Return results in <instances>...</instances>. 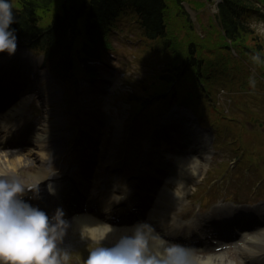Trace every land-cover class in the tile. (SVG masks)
I'll use <instances>...</instances> for the list:
<instances>
[{
    "label": "rangeland",
    "instance_id": "obj_1",
    "mask_svg": "<svg viewBox=\"0 0 264 264\" xmlns=\"http://www.w3.org/2000/svg\"><path fill=\"white\" fill-rule=\"evenodd\" d=\"M12 2L14 5L15 0H12ZM164 2L166 5L163 10L165 31L162 36L142 41L139 24L134 20L135 15L131 13L132 10L130 8H126L127 11L115 19L114 28L107 36L110 42L108 51L112 54L109 64L115 68L114 71L116 72L109 99L114 103L115 109L124 116L122 120L123 128H120L121 135L118 140V143L120 141L121 150L128 155H133L134 153L137 155L145 151L142 146H144V141L148 140L149 129H147V125L153 120L156 121L157 118H160L165 113L164 111L168 112L176 105L177 91L184 90L191 81L197 84L196 76L198 73H204L205 75L201 78L205 88L218 89L219 92H216L222 102L220 107L223 114L215 112L209 106L210 102L214 104L216 99L210 100V102L205 99L197 100L192 105L196 109L193 111L196 117L201 118L204 126L207 123H211L219 129L218 133L221 136L220 149L224 150L225 154H232L234 148L242 146L244 141H253L252 144L256 145V142H259V146L262 144L263 146L261 147L264 148V59L259 62L254 61L252 59L253 55L246 53L243 48H239L242 52L236 56L233 47L223 46L225 45L224 37L220 35L217 23L215 24L216 11L212 10L215 0H187V2L184 0L182 2L164 0ZM260 21L259 24H254L250 20L255 32L253 35H248L244 42L250 49L253 48L257 39H261L264 44V20ZM33 53L32 57H39L37 53ZM107 55L109 56V54ZM187 57H194L201 61L200 65L194 67L186 64L187 68L182 72H180L181 69L166 70L174 67V64L181 65L183 59ZM254 71H258L259 74ZM111 72L113 71L108 66L106 73L109 75ZM162 74L168 76L170 81L173 80L171 85L166 82V77L163 78ZM201 74L198 76H201ZM160 75H162V79ZM261 75L262 77H260ZM57 84L58 92H62L64 90L63 87L60 86L59 82ZM212 84L214 85L211 86ZM75 86L70 84L69 88L63 91V99L60 105H56L57 103L53 102L52 104H46L45 107V111L48 112V120L59 119L62 125L69 127V130H67V127L63 128L62 133L52 137L51 144L56 143L61 148L57 156L65 157L62 162L59 159L60 164L67 163L68 159L72 160V162L76 161V151L74 150L66 156L69 145H64L66 142L71 144V139H75L73 131L78 128V124L75 126L70 124L69 115L66 114V109L70 108V105L74 102ZM196 88L198 87L196 86ZM134 90H136V93ZM239 90H243V92L235 95L236 100L228 97V93ZM44 93L42 92L38 99L34 98L29 102L24 110V113L26 115L29 114L37 123H41L42 120L43 112L41 111L40 103L45 100ZM164 95L166 102H161ZM66 96L67 98H65ZM136 98L138 105L132 104V111L127 109L128 106L122 109L121 103H131ZM230 104L231 109L225 110L226 106ZM216 116L219 120L215 119ZM243 117L246 118L243 119ZM260 122L261 124H259ZM236 138L242 141H239L240 143L232 141ZM28 144L32 147L31 143L21 144L17 147V149L20 148V152L15 155V157L22 156L18 168L23 170L22 177L25 179L30 177L29 172L35 165L33 155L24 154L25 152L27 153L26 150L30 147ZM23 146L26 149L22 150ZM93 146H96V144ZM10 151L11 149L1 151L0 160L4 159V154ZM49 152L53 155L54 151L49 148ZM102 152L103 150L100 153ZM25 156H28L26 159V161H29L28 166H23L22 159ZM54 157L56 158V154H54ZM46 163L51 169L54 168L52 160L46 161ZM222 163L216 157L212 165H210L209 171L204 174V176L209 175V177H205L204 180L202 179L203 176L197 178L192 175L195 179H202V182L206 180V183L201 187L197 185L198 183L195 184L190 197L188 193L178 204L176 214L183 216L192 214V211L197 207V203L204 198L205 194L214 198L212 192H207V184L209 182L213 184L214 177L219 173L220 169L223 170V168L219 167V164L222 167ZM262 163H264V159ZM238 165L241 166V164ZM245 166V164H242L240 167L241 171L237 169L236 172L232 173L231 177L237 175L239 178H243L246 171H248L250 176L243 182L258 179L259 174L264 176V171H258L256 164ZM215 172L218 173L213 176L212 173ZM232 186L230 184L221 188V191L226 192L223 195L233 194L229 193ZM217 194L220 195L221 193L217 192ZM193 196L194 200L191 202ZM80 240L81 238L77 236L63 240L64 244L68 246L66 250L69 249L67 251L69 254L67 264H83L90 248L97 243L96 241H88V243Z\"/></svg>",
    "mask_w": 264,
    "mask_h": 264
},
{
    "label": "clouds",
    "instance_id": "obj_2",
    "mask_svg": "<svg viewBox=\"0 0 264 264\" xmlns=\"http://www.w3.org/2000/svg\"><path fill=\"white\" fill-rule=\"evenodd\" d=\"M13 8L12 0H0V53L11 54L17 48ZM212 10L218 11L215 4ZM252 59L259 62L264 57L257 52ZM35 188L15 172L0 173V264H67L69 260L60 247L66 232L63 209L49 214L32 203L27 193ZM114 231L111 224L98 219L82 226V236L97 242L83 264H214L211 256L194 262L186 248L164 239L148 220L128 226L113 242L104 243ZM251 238L264 243V229Z\"/></svg>",
    "mask_w": 264,
    "mask_h": 264
},
{
    "label": "trees",
    "instance_id": "obj_3",
    "mask_svg": "<svg viewBox=\"0 0 264 264\" xmlns=\"http://www.w3.org/2000/svg\"><path fill=\"white\" fill-rule=\"evenodd\" d=\"M51 0H16L15 22L12 25L17 30L18 40L26 38L29 42L35 41V46L45 50L46 54L54 50V40L60 33L55 28L59 25L72 26L76 39H80L82 44L76 49L77 54L82 60L98 58L104 46L103 40L108 34L107 28L113 20L125 8L132 7L137 18L143 35L146 37H157L164 32L163 10L165 3L163 0H81L75 10V15L66 19L69 13L54 19L49 25L42 27L36 26L34 14L42 6ZM221 25L226 31V35L235 38L237 35L245 39V33H250V29L242 19L243 13L250 10H258L253 0H222L219 3ZM84 17L83 28L75 19ZM23 35H25L23 37ZM57 35V36H56ZM190 64L191 59L188 60ZM87 67H91L88 63Z\"/></svg>",
    "mask_w": 264,
    "mask_h": 264
},
{
    "label": "bare ground",
    "instance_id": "obj_4",
    "mask_svg": "<svg viewBox=\"0 0 264 264\" xmlns=\"http://www.w3.org/2000/svg\"><path fill=\"white\" fill-rule=\"evenodd\" d=\"M4 86V82H1L0 83V87L2 88ZM2 103L3 102H1L0 101V106L2 105ZM6 106V105H5ZM5 106H3V107H5ZM22 106H20V107H17V109L15 110V113L13 114V115H17L19 112H20V110L22 109L21 108ZM2 108V107H1ZM19 115V114H18ZM179 116L180 117H184V115H183V113H180V115H173V116H170L169 118H167V120H176V119H179ZM96 124H97V120H94L93 121V123H91V120H90V118H87V119H85V121H84V123L81 125V127H80V129L82 130V132H79V133H77L76 134V136L78 137V138H81L80 140H79V143L82 145L83 144V146H85L86 147V142L87 141H89L90 140V138H91V136L89 135V130L92 128L93 130L95 129V126H96ZM117 124H118V121H117ZM119 125V124H118ZM38 129H39V127H35V131L33 132V137L36 139V141H37V146H38V154H40L39 155V157L40 156H42V155H44V158L47 156V157H49V153H48V151H47V145H46V143L43 141V140H40L39 141V137H40V132L38 131ZM17 135H19V134H17ZM16 135V136H17ZM203 142H204V140H203ZM56 148V149H55ZM54 149H55V153L56 152H58V151H60L61 150V148H60V146H57V147H55ZM85 150H86V148H84L83 147V152H85ZM14 151H16V150H12V152H10L9 154H7V157H5V160H7V163H6V167L8 168V169H10V168H14L15 166H19V163H18V161H20L21 160V158H22V156H18V157H15V155L17 154V153H19V152H15L14 153ZM22 153V152H21ZM27 153H28V151H27ZM26 153V154H27ZM33 154V157L35 158L36 156H37V153L36 152H33L32 153ZM5 155H6V153H5ZM28 155H30V153H28ZM82 156H83V158H85L86 156L82 153ZM28 158V156H25L22 160H24V159H27ZM108 159H106V161H107ZM88 164H91V163H88ZM182 166H183V168H189L190 169V172L191 173H198V171L200 170V166H201V163H200V166L198 165V163H196L195 165L196 166H194V167H190V166H186L185 165V163H184V161H182ZM47 166L45 165V167H44V163H43V161L40 163H38V164H35V167H34V169H32L31 171H30V173H31V175L32 174H34L35 175V177L36 178H41V177H45L46 176V170H45V168H46ZM179 169H181L180 167H179ZM8 170L7 169H5V168H3V167H1L0 168V172L1 173H5V172H7ZM9 171H12V170H9ZM41 174V175H40ZM195 175H197V174H195ZM97 176L99 177V175L97 174ZM97 177V178H98ZM47 178V177H46ZM189 180L188 181H192V183L195 181L194 180V178H190V177H187ZM180 186H183V184L182 183H180ZM187 186H185V188H184V192L186 193V190H187ZM165 190H167V189H165ZM182 190V189H181ZM180 191V190H179ZM172 192L174 193V189L172 190ZM167 193V192H166ZM169 201V202H168ZM168 201L167 200H165V201H163V205L164 206H167V202H168V205H170V206H175V204H176V199H174V198H168ZM169 207V206H168ZM170 208V210H171V207H169ZM97 221V219H94V218H91L90 216H88V214H86V213H83V214H77V215H75V218H74V223L76 222L77 224H79L81 227L82 226H86V225H90V224H93V223H95ZM113 226V225H112ZM156 226L158 227V223L156 224ZM114 228H115V231L114 232H112V233H110L109 234V237H108V240H110V241H113V240H115L119 235H120V233L122 232V231H124L125 229H127V228H118L117 226H113ZM160 230L161 231H163V230H165L164 229V227H162V226H160ZM192 260H193V258H192ZM194 262H199V261H202V260H193ZM224 262H226V261H224ZM230 262V261H229ZM216 264H223L222 262H217ZM224 264H234L233 262H230V263H224Z\"/></svg>",
    "mask_w": 264,
    "mask_h": 264
},
{
    "label": "snow or ice",
    "instance_id": "obj_5",
    "mask_svg": "<svg viewBox=\"0 0 264 264\" xmlns=\"http://www.w3.org/2000/svg\"><path fill=\"white\" fill-rule=\"evenodd\" d=\"M249 239H252L251 237H249Z\"/></svg>",
    "mask_w": 264,
    "mask_h": 264
}]
</instances>
